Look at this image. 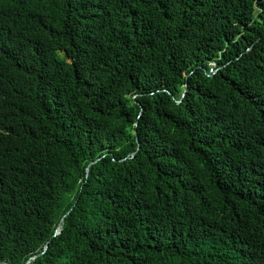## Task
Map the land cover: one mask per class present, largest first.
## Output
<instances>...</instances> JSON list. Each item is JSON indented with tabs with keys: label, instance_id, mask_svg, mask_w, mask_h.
Wrapping results in <instances>:
<instances>
[{
	"label": "trees",
	"instance_id": "1",
	"mask_svg": "<svg viewBox=\"0 0 264 264\" xmlns=\"http://www.w3.org/2000/svg\"><path fill=\"white\" fill-rule=\"evenodd\" d=\"M29 258L264 264V0H0V264Z\"/></svg>",
	"mask_w": 264,
	"mask_h": 264
},
{
	"label": "water",
	"instance_id": "2",
	"mask_svg": "<svg viewBox=\"0 0 264 264\" xmlns=\"http://www.w3.org/2000/svg\"><path fill=\"white\" fill-rule=\"evenodd\" d=\"M62 219H63V217L61 218V221H62ZM61 221H60L59 224H58V229H60V227H61ZM44 248H46V245L44 246ZM30 259H31V258H29V259L26 261L25 264H28V262L30 261Z\"/></svg>",
	"mask_w": 264,
	"mask_h": 264
},
{
	"label": "rangeland",
	"instance_id": "3",
	"mask_svg": "<svg viewBox=\"0 0 264 264\" xmlns=\"http://www.w3.org/2000/svg\"><path fill=\"white\" fill-rule=\"evenodd\" d=\"M211 65H213V64H211Z\"/></svg>",
	"mask_w": 264,
	"mask_h": 264
}]
</instances>
